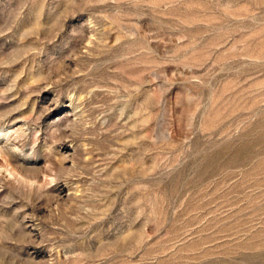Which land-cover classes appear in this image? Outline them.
<instances>
[{"label":"rangeland","instance_id":"374dc122","mask_svg":"<svg viewBox=\"0 0 264 264\" xmlns=\"http://www.w3.org/2000/svg\"><path fill=\"white\" fill-rule=\"evenodd\" d=\"M0 264H264V0H0Z\"/></svg>","mask_w":264,"mask_h":264}]
</instances>
